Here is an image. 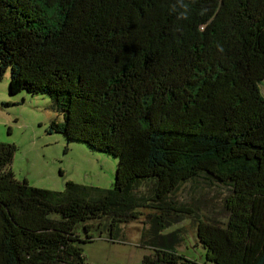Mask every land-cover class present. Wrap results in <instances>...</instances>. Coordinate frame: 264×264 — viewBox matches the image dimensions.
<instances>
[{
  "label": "trees",
  "instance_id": "1",
  "mask_svg": "<svg viewBox=\"0 0 264 264\" xmlns=\"http://www.w3.org/2000/svg\"><path fill=\"white\" fill-rule=\"evenodd\" d=\"M7 71L10 96L49 97L51 131L118 162L111 189L50 191L0 143V264H89L94 225L141 216L142 264L191 263L161 233L196 180L228 191L223 221L190 216L203 264H264V0H0Z\"/></svg>",
  "mask_w": 264,
  "mask_h": 264
},
{
  "label": "rangeland",
  "instance_id": "2",
  "mask_svg": "<svg viewBox=\"0 0 264 264\" xmlns=\"http://www.w3.org/2000/svg\"><path fill=\"white\" fill-rule=\"evenodd\" d=\"M9 71L0 82V143L16 147L10 166L18 181L31 186L61 192L69 181L100 189H111L115 181L118 160L90 149L86 144L68 142L61 134L50 130L57 114L51 109L49 97L22 92L10 96ZM264 94V89L262 90ZM146 192V189L141 192ZM228 191L223 186H208L202 180L185 183L171 198L175 208H187L193 213H175L170 216L163 236L180 231L184 246L179 251L191 263L203 264L204 250L197 246L196 229L190 216L218 221L224 220L223 200ZM144 213H148L146 210ZM144 216L120 224L110 239L105 225H94L89 232L92 240L80 244L89 264H142L150 255L143 246V234L149 229ZM78 233L83 240L87 233L80 225Z\"/></svg>",
  "mask_w": 264,
  "mask_h": 264
}]
</instances>
